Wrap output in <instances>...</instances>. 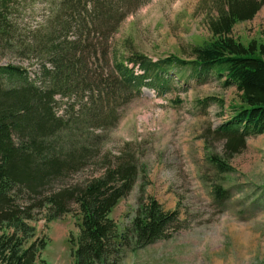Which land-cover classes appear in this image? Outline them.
Returning <instances> with one entry per match:
<instances>
[{"label":"trees","instance_id":"obj_1","mask_svg":"<svg viewBox=\"0 0 264 264\" xmlns=\"http://www.w3.org/2000/svg\"><path fill=\"white\" fill-rule=\"evenodd\" d=\"M22 1L0 0V42L8 46L17 43L11 11ZM148 1L135 0L133 6L126 0H50L42 35L31 49L43 55L35 78L19 67L0 66V264H45L41 254L47 243L34 226L41 218L49 224L75 215L74 264H121L124 251L166 240L171 226L179 224L176 211L165 212L151 198L140 201L131 225L119 232L111 214L139 176L138 167L121 158L106 159L87 180H70L87 159L103 155L94 145L101 138L93 136L116 115V107L105 111L112 97L121 105L142 88L161 95L171 85L166 74L173 69L187 68L194 76L213 72L239 94L231 120L215 130L225 141V154L241 153L248 138L264 134V43L244 45L233 36L238 24L254 19L263 1L218 3L208 21L210 38L192 44L188 60L171 56L154 62L129 40L112 51L109 38ZM92 35H101L99 43ZM100 57L105 70L112 68L111 77L93 69ZM136 67L143 72L138 77ZM59 103L62 110L56 109ZM209 162L222 174L230 172L217 156L209 155Z\"/></svg>","mask_w":264,"mask_h":264},{"label":"rangeland","instance_id":"obj_2","mask_svg":"<svg viewBox=\"0 0 264 264\" xmlns=\"http://www.w3.org/2000/svg\"><path fill=\"white\" fill-rule=\"evenodd\" d=\"M126 1L135 5V0ZM221 1L149 0L109 38V46L114 51L129 40L136 52L153 61L171 56L188 60L190 46L210 38L208 21ZM262 1L254 19L234 29L233 36L244 45L264 43ZM49 2L23 0L12 6L11 34L17 43L0 42V66L19 67L35 78L43 55L31 49L42 35L39 29ZM92 37L99 43L101 35ZM97 49L100 55L101 46ZM93 69L99 74L104 70L102 78L112 76V68L105 70L102 59ZM173 73L182 81L175 79L161 95L148 88L121 105L111 98L105 111L116 107V115L108 126L100 124L93 136L101 138L94 145L103 155L87 159L70 180L91 178L106 159L121 158L138 167L134 189L111 214L120 233L131 225L141 200L147 203L153 198L165 212L178 213L179 224L171 226L168 239L124 251L121 264H264V134L248 138L241 153L228 157L225 141L215 130L230 119L231 106L239 103L237 90L225 87L213 72L194 77L186 68ZM56 109L62 110V105ZM209 155L224 160L230 172L222 174L209 162ZM34 226L47 243L41 261L74 264L71 241L79 233L75 215L49 224L41 218Z\"/></svg>","mask_w":264,"mask_h":264},{"label":"bare ground","instance_id":"obj_3","mask_svg":"<svg viewBox=\"0 0 264 264\" xmlns=\"http://www.w3.org/2000/svg\"><path fill=\"white\" fill-rule=\"evenodd\" d=\"M83 118V117H82ZM89 120V119H88Z\"/></svg>","mask_w":264,"mask_h":264}]
</instances>
